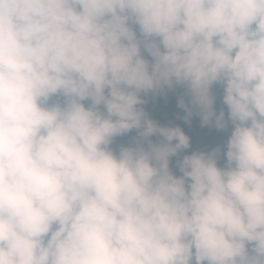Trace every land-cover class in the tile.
I'll list each match as a JSON object with an SVG mask.
<instances>
[{"label":"clouds","instance_id":"clouds-1","mask_svg":"<svg viewBox=\"0 0 264 264\" xmlns=\"http://www.w3.org/2000/svg\"><path fill=\"white\" fill-rule=\"evenodd\" d=\"M0 264H264V0H0Z\"/></svg>","mask_w":264,"mask_h":264},{"label":"trees","instance_id":"trees-1","mask_svg":"<svg viewBox=\"0 0 264 264\" xmlns=\"http://www.w3.org/2000/svg\"><path fill=\"white\" fill-rule=\"evenodd\" d=\"M216 99L218 101H221V94L220 93H216L215 94ZM163 97L165 98V102L167 104V108L171 111V105L169 103V101L171 100V96L166 93L163 94ZM146 100V103L142 106L144 107L145 111L148 113L149 118L155 120L156 122H158L160 125L162 126H167L166 120L164 115L161 113L160 109L158 108V101L156 96H152L151 94H149L147 97H142ZM221 103V102H220ZM176 116L182 115L183 112L177 108L175 111ZM194 129V124L191 123L190 121V130ZM216 135H218V133H215ZM136 136V131L133 130L132 132L128 133L127 135L123 136V137H118L116 138L114 144L112 145V147L114 149L119 148V146H127L128 144H130L132 142V138ZM154 141L157 139L156 137L152 138ZM211 143L210 141H208L205 137H203L201 134H199V136L193 141L190 138V148L186 151H184L183 153H181L182 155H189L191 154V152L193 151H203V152H209L210 148H211ZM221 149V155L223 156V152L226 150L225 147H219ZM214 148H211V151ZM176 157L173 159V168L175 169L176 173L178 175H180L178 169L176 168ZM224 159L221 157L219 164L222 166L224 164Z\"/></svg>","mask_w":264,"mask_h":264},{"label":"water","instance_id":"water-1","mask_svg":"<svg viewBox=\"0 0 264 264\" xmlns=\"http://www.w3.org/2000/svg\"><path fill=\"white\" fill-rule=\"evenodd\" d=\"M157 97H158V100H159V104L162 105L163 102H162L161 94H158ZM161 109H162L163 111H165V108H164L163 105L161 106ZM170 169H171V165H170Z\"/></svg>","mask_w":264,"mask_h":264},{"label":"bare ground","instance_id":"bare-ground-1","mask_svg":"<svg viewBox=\"0 0 264 264\" xmlns=\"http://www.w3.org/2000/svg\"><path fill=\"white\" fill-rule=\"evenodd\" d=\"M156 98H157V101H158V104H159V100H158V97H157V95H156ZM162 102H163V100H162ZM160 105V104H159ZM163 105V104H162ZM162 105H160V106H162ZM169 120H171V118H169Z\"/></svg>","mask_w":264,"mask_h":264}]
</instances>
